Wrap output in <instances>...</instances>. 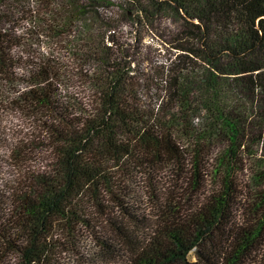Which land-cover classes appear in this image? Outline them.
<instances>
[{
  "label": "trees",
  "instance_id": "obj_1",
  "mask_svg": "<svg viewBox=\"0 0 264 264\" xmlns=\"http://www.w3.org/2000/svg\"><path fill=\"white\" fill-rule=\"evenodd\" d=\"M169 18L144 78L120 30ZM259 98L264 0H0V264H264Z\"/></svg>",
  "mask_w": 264,
  "mask_h": 264
},
{
  "label": "rangeland",
  "instance_id": "obj_2",
  "mask_svg": "<svg viewBox=\"0 0 264 264\" xmlns=\"http://www.w3.org/2000/svg\"><path fill=\"white\" fill-rule=\"evenodd\" d=\"M172 21L173 19L169 18L165 21L160 20L154 23V29L142 37H136L135 27L127 24L123 25L120 30L122 39L129 46V54L132 55L134 59V66H137L140 69L142 77H151L153 68L156 67L157 64H163L166 59H169L171 55H173L172 45L168 44L166 41L171 32L174 30ZM153 94L157 93L153 92ZM81 100L86 102L84 99ZM252 105L254 107V113L252 119H250V128L254 132L258 131V129L264 130V120L262 117L264 102L259 98V100L254 101ZM3 128L6 132H8V139L9 142L12 143L13 148L17 147L24 149L23 145H25L28 141L33 142L37 141L36 138L38 137L42 138L41 131L37 126H35L29 119L15 113L4 117ZM215 145L216 147H214V150L218 153L222 149V145L219 142ZM12 153L14 154L15 152L13 151ZM0 155L5 157L8 153H6V151H0ZM47 157L48 153L45 151L35 153L33 164L35 167H42L45 165L44 162ZM257 163V159L245 162L246 169L239 176L240 184L242 189L245 191L248 189V186H252L256 180L252 170L256 167ZM3 166L6 167L5 169L9 174L14 173L17 168L7 164H4ZM146 191L149 198L148 204L149 206H152V191L149 188ZM84 244H86V247L92 248L95 254L94 257L96 255H101L97 247L95 248L94 244L89 241V239H86Z\"/></svg>",
  "mask_w": 264,
  "mask_h": 264
}]
</instances>
